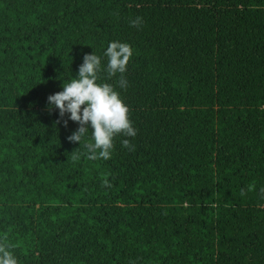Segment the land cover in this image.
<instances>
[{"label":"trees","instance_id":"16d2710c","mask_svg":"<svg viewBox=\"0 0 264 264\" xmlns=\"http://www.w3.org/2000/svg\"><path fill=\"white\" fill-rule=\"evenodd\" d=\"M113 40L132 56L110 76ZM92 51L136 130L108 159L47 100ZM0 246L17 264H264V0H0Z\"/></svg>","mask_w":264,"mask_h":264},{"label":"clouds","instance_id":"9594fccd","mask_svg":"<svg viewBox=\"0 0 264 264\" xmlns=\"http://www.w3.org/2000/svg\"><path fill=\"white\" fill-rule=\"evenodd\" d=\"M139 21L137 17L132 23L138 24ZM103 56L107 58L106 70L110 76L124 73L132 48L127 42L113 40L108 43ZM101 67V56L93 51L85 53L77 74L63 83L60 91L50 94L47 100L49 107L58 109L61 117L67 113L68 120L78 122L79 127L68 136L69 141L80 143L91 129L93 143L86 145L90 158L108 159L113 138L120 133L135 136L136 130L120 93L110 83H97ZM119 84L124 88L127 81L121 78ZM64 123L67 124V120ZM122 144L128 146L129 141L123 140ZM0 264H17L16 257L5 246H0Z\"/></svg>","mask_w":264,"mask_h":264}]
</instances>
